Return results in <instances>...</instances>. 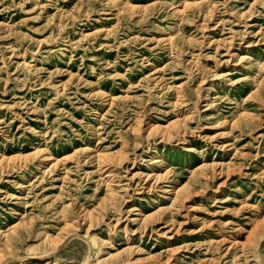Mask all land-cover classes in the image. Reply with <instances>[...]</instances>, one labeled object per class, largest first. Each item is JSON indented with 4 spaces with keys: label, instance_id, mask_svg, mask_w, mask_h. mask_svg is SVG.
<instances>
[{
    "label": "rangeland",
    "instance_id": "rangeland-1",
    "mask_svg": "<svg viewBox=\"0 0 264 264\" xmlns=\"http://www.w3.org/2000/svg\"><path fill=\"white\" fill-rule=\"evenodd\" d=\"M0 264H264V0H0Z\"/></svg>",
    "mask_w": 264,
    "mask_h": 264
},
{
    "label": "bare ground",
    "instance_id": "bare-ground-1",
    "mask_svg": "<svg viewBox=\"0 0 264 264\" xmlns=\"http://www.w3.org/2000/svg\"><path fill=\"white\" fill-rule=\"evenodd\" d=\"M161 128H162V127H161ZM150 129H154V130H155L156 128L153 127V125H150V126H149V130H150ZM158 176L160 177V175H158ZM157 180H158V179H157ZM143 217H144V216H143ZM145 219H146V218H145ZM103 220H104V219H103ZM140 221H141V220H140Z\"/></svg>",
    "mask_w": 264,
    "mask_h": 264
}]
</instances>
